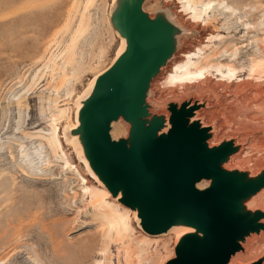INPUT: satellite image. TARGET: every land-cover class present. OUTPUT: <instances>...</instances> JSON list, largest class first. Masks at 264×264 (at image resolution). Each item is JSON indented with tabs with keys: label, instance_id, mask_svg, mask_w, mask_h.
Instances as JSON below:
<instances>
[{
	"label": "water",
	"instance_id": "obj_1",
	"mask_svg": "<svg viewBox=\"0 0 264 264\" xmlns=\"http://www.w3.org/2000/svg\"><path fill=\"white\" fill-rule=\"evenodd\" d=\"M149 1L110 0L108 22L117 48L106 66L89 69L93 74L83 88L73 90L74 113L61 140L72 148L88 181L96 186L82 160L118 205L132 213L133 231L170 242L163 253L173 256L164 264H240L232 260L243 254L246 241L264 234V211L254 204L264 193V154L253 156L255 147L240 158L242 135L228 134L217 116L230 110L212 107V122L197 116L203 108L197 97L212 94L176 91L153 99V83L192 33L184 39L174 2L157 0L156 9L149 10ZM121 40L123 51L112 62ZM100 71L80 102L76 127L68 132L75 97ZM211 97L213 104L223 101ZM218 121L225 133L214 137ZM180 228L190 231L174 242L167 234ZM262 262L252 252L244 264Z\"/></svg>",
	"mask_w": 264,
	"mask_h": 264
},
{
	"label": "rangeland",
	"instance_id": "obj_2",
	"mask_svg": "<svg viewBox=\"0 0 264 264\" xmlns=\"http://www.w3.org/2000/svg\"><path fill=\"white\" fill-rule=\"evenodd\" d=\"M89 1L0 0V264H158L149 262V255L162 251L164 259V248L169 250V241L155 238L147 248L146 237L133 230L137 236L132 239L120 229L122 242L118 243L115 226L96 220L80 176L88 178L72 148L62 140L80 176L63 162L52 136L62 105L67 104V117L72 118L71 93L83 88L93 74L89 69L80 72L71 81L67 96L65 82L76 65L86 58L101 69L118 45L108 22L110 0ZM154 1L148 2L149 10L156 9ZM171 1L179 23H183L186 17L178 13L177 0ZM201 2L210 3L214 12L225 7L221 0ZM72 37L76 39L74 64H67L64 59L70 54ZM263 80L249 85L264 90ZM263 112L264 99L252 97L241 117L233 119L231 111L217 116L224 119L228 134L255 137L264 133ZM67 117L56 123L61 134ZM122 133L117 132L119 136ZM262 150L264 143L260 148L257 145L253 154L260 156ZM130 239L134 241L130 243Z\"/></svg>",
	"mask_w": 264,
	"mask_h": 264
},
{
	"label": "bare ground",
	"instance_id": "obj_3",
	"mask_svg": "<svg viewBox=\"0 0 264 264\" xmlns=\"http://www.w3.org/2000/svg\"><path fill=\"white\" fill-rule=\"evenodd\" d=\"M113 1L114 0H112V2ZM199 1L200 2H197L196 0H177L179 5L178 13L182 14L183 17H186L185 21L187 20V23H185V21L179 23L180 27L185 30L184 39H188L189 34L191 33L192 37L191 39L184 41L181 46H178L174 58L164 69L161 70L162 72L159 78L153 83L154 91H152V97L155 101H158L165 97L173 96L176 91L185 93L193 90L196 94L198 92H206L212 95L198 96L196 99L197 103L203 106V108L197 113V116H202L207 122H212L213 111L211 109L212 107H218L220 109L224 108L230 110L233 119L235 117H241V110L245 107V103L248 102L249 99H252V97L258 98L260 101L264 99V90L253 85V81L259 82L264 79V20H262V18L264 19V4L261 3V1L264 0H228L230 5L224 2L225 0H221V3L225 4V7L223 6L224 8L221 12H214L213 10L215 9H211L212 7L210 3L203 4L201 0ZM88 2L90 1L88 0ZM89 4L90 3H87L86 1V5L89 6ZM102 8L104 10L105 5ZM82 19L83 18H81V20ZM103 20L104 19H102V21ZM108 31L111 35V29L109 27ZM75 40L76 39L73 40L72 37L69 47L67 46L70 51V54L68 53L69 55L64 59L67 64H72L74 62L72 49L75 45ZM78 42L79 41H77V43ZM123 48L124 44L121 40L120 46L115 52L112 62L120 55V53H122ZM92 66V64L86 61V58L76 65L74 71L67 79V82H65L68 86L66 91L67 96H70L71 81L83 70L92 69ZM101 73L102 71L95 73L85 90L75 97V117L72 122L68 123V132L70 129L76 127V115L80 108V102L87 96L89 90L94 84V80ZM250 82L253 83L252 86L249 85ZM214 94L221 96L223 101H216V103L214 102L213 104L211 96H215ZM56 101H58L57 97ZM192 101L195 100L192 99ZM54 106L56 105L54 104ZM66 106L67 104H63L59 114L56 115L58 118L53 124L52 136L63 162L68 168H70V170L74 171L77 176H80L81 174L78 172L74 164L70 162L64 151L61 134L56 126L57 122L67 117L68 108ZM215 124L217 132L213 131L214 137H217L216 134H224L225 130L221 122L218 121L215 122ZM237 127L234 128L237 129ZM66 133L67 132H65L63 136L64 138H67ZM70 143L75 147L77 154L80 155V148L76 143L75 138H70ZM241 143L244 148L240 154V158H245L251 154L253 148L257 147V145L260 148V145L264 143V133L263 135L252 137V139L249 135H245L244 133ZM262 151L264 152V150ZM81 162L85 165L89 176L92 177L96 183V186L92 185L87 179H85V177L81 175L84 178L83 179L80 176L84 191L90 195L92 201L91 204H93L96 211L95 214H97L96 220L99 221L98 223L101 222L107 227L108 224L106 223H112L117 231L118 243L122 242L119 233L120 229L130 235L132 239L135 238L137 235L131 233L132 228L130 226V215L132 213L119 206L117 200L113 199L101 184L96 181L95 177L90 173L86 162L84 160ZM254 204L255 208L264 211V193H261L256 200H254ZM133 219L136 222V225H138L137 218L133 216ZM189 231L190 230L183 228L173 229L167 235H173L174 242H176L180 236ZM259 237L261 238L253 236L252 239H248L243 245V254L237 255L232 260V263L244 264L246 259H248L252 252H254L257 256L263 257L262 264H264V234ZM132 239H130V243L134 241ZM145 242L147 248H150L149 246L155 243L153 239L148 237H146ZM161 255L162 251L151 256L149 255L148 261H157L158 264H164L167 258L169 259L173 256L172 253H169L163 259Z\"/></svg>",
	"mask_w": 264,
	"mask_h": 264
}]
</instances>
